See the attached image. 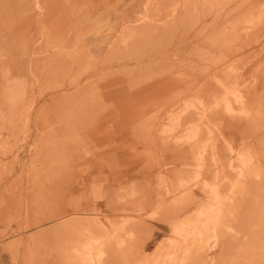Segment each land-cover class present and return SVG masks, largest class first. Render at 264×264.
Returning a JSON list of instances; mask_svg holds the SVG:
<instances>
[{
	"label": "rangeland",
	"instance_id": "374dc122",
	"mask_svg": "<svg viewBox=\"0 0 264 264\" xmlns=\"http://www.w3.org/2000/svg\"><path fill=\"white\" fill-rule=\"evenodd\" d=\"M38 1L28 0L26 10L29 9L30 13L37 11ZM242 1L71 0V14L68 16H72L71 20L77 31L68 45L64 44L67 37L57 32L60 30L49 20L33 25L31 31H27L29 27L27 26L25 34L20 33L21 26L16 24L12 40L28 44V47L16 56L17 58L28 53L27 50L30 48H36V51L42 50L37 56L43 58L41 64L44 68L45 62L56 60L60 65L70 60L78 68L77 72L80 70L79 73L74 71L73 76L66 81L64 77L57 80L44 77L45 82H42L38 91L39 93L43 91L42 94L49 93L51 96H46L49 100L47 99L45 105L43 104L45 99L40 101L41 106L37 114L33 113L26 94L36 85L35 82L39 81L38 75L28 80L23 89L21 77H17V73L12 71L15 68L0 72L1 81L4 83L10 80L11 84L7 85L10 93L0 90V93L3 91L1 95L4 98L18 90H24L25 96L24 101L8 104L9 113L17 110L21 114L19 120H16L11 130H0V227L7 222L10 223L12 215L15 216L10 209L16 204L13 209L18 210L21 190L31 171L41 166L45 156L55 152L59 157L63 153H60L61 151L56 153L60 144L67 145V150L70 147H80L85 151L82 156L67 154L68 157H64V160L92 158L95 143L91 140V135L95 133L94 125L100 121L98 119L93 121L90 118V113L92 114L90 111L95 109L93 104L100 102V98L93 90H80L84 83L79 84L77 78L85 68L81 61L89 59L88 51H97L94 39L98 38L103 43L102 51L107 54L103 62L105 64L114 66L121 61L136 60L145 62L149 60L154 64L145 66L138 73H129L119 68V72L114 69L115 71L109 74L113 78L119 76L116 78L122 79V83L124 80L135 79L146 81L150 85L143 92L144 98L142 95L138 100L127 102L126 111L123 106L116 105L112 98L103 97L102 100L105 104V113L110 107L113 108V113H116L110 118L109 123H114L118 129L120 127L128 129L126 139L141 151L139 156L140 169H143L141 176L149 174L150 170L153 174L151 172V176L147 175L149 176L147 180L140 183L127 182L124 175L118 174L124 171L121 169L124 165L119 167L117 157L111 158L109 233L99 239H92V243L81 249L71 242L67 255L70 262L68 264H104L103 257L106 254L103 246L107 244L110 264H264V230L252 231L261 228L260 223L264 222V206H261L264 200L257 197H264V136L261 135V132L264 135V106H261L264 104V55H243L239 58L236 56L221 73L217 62L229 57H216L212 48L214 45L203 49L204 45L201 44L215 41V44L223 45L228 40L227 43H232L235 49L240 46V49L243 48V44H247L246 48L252 46L245 50L246 52H258L264 48L262 34L264 0ZM60 4L58 17L63 21L66 15L64 13L66 0H60ZM18 10L16 3L12 4V11L16 13ZM81 21L86 23L81 24ZM59 26L61 27V24ZM92 27H95L96 32H92ZM221 37L224 40H221ZM141 38L149 39L142 47L145 49L133 50L129 47L131 43L139 42L138 39ZM214 38L220 39V42ZM177 52L178 54L174 55ZM203 52H207V55L210 52L214 56H207L206 53L202 55ZM141 54L157 56L142 58ZM160 54L161 56L164 54L163 58ZM67 58L69 60L66 61ZM182 59L184 60L181 63ZM28 68L30 71L31 67ZM19 69L21 71L26 68ZM213 69L214 71H211ZM149 71H152L151 75ZM50 74L52 73L49 71V76ZM45 75L48 76L47 73ZM63 83L68 85L67 90L62 87ZM123 88L127 90L128 83L111 85L109 91H121ZM66 91L72 94L63 99L56 96ZM182 91L185 95L181 94ZM202 97H205V100ZM67 110H70L68 115ZM259 110L263 112V116H260L262 113L260 114ZM38 113H42L41 117ZM129 113L133 115L130 116ZM131 118L134 119L133 123ZM191 128L189 132L191 135H185ZM176 154L181 155L183 159H180L181 157L177 159ZM175 160L180 162L177 163ZM36 164L38 165L35 166ZM100 199L101 196L95 193L93 201L97 202ZM194 199L197 202L192 203ZM253 199L254 202H251ZM245 208L249 210L246 211ZM93 213L94 220L89 223L87 230L102 228L101 219H97V216L102 214L101 208L95 206ZM4 234H0V239ZM75 261L79 263H72Z\"/></svg>",
	"mask_w": 264,
	"mask_h": 264
},
{
	"label": "crops",
	"instance_id": "0c3cea01",
	"mask_svg": "<svg viewBox=\"0 0 264 264\" xmlns=\"http://www.w3.org/2000/svg\"><path fill=\"white\" fill-rule=\"evenodd\" d=\"M70 2L71 0H66L67 6L64 5V13L66 15L63 21H60L58 17V12L61 9L60 0H39V6L36 4L37 11L31 13L29 9L26 10L28 7L27 4H29L28 0H24L21 4L23 13L20 16H17L19 15V10L16 13L12 11V3L10 0H0V10H4L5 12L6 8L14 14L11 22H9L10 17L7 19L9 27L11 28H15L17 24L25 29L29 26L27 31H31L33 25H38L45 20H49L60 30L57 32L67 37V43L64 44L68 45L70 41L73 40V35L77 31V28L73 25L71 20L72 16H68L71 14ZM3 16L4 14L0 13V17L3 18ZM27 23L29 24L27 25ZM84 23H86V21L81 22V24ZM58 24H61V27ZM14 28L12 31L15 30ZM94 40H96V43L97 41L100 42L98 38ZM96 43L94 45L97 51L92 52V50H90L87 56L90 58L93 54L97 60H102L107 54L102 51L103 44ZM34 50L37 53L33 52V60L40 59V57L37 56L40 51H36V48H34L33 51ZM10 55L11 54H8V56ZM42 67V64L39 63L38 73L44 71V67ZM40 68H42V70ZM117 99L118 98H112L113 101H116L115 104L119 106V100ZM90 112L93 113H90V118L93 121L95 119L100 121L98 125H94L95 133L91 135V140L95 143V148L92 151V158L90 160L77 161L64 160V157H68L67 154L82 156L85 154V151L81 150L80 147H70L69 150H67L66 146L60 145L56 153L60 151V153H63L59 158L55 152L49 154L43 160L41 166L36 167L37 174L35 171H31L27 177L24 188L21 190V202L18 206V210L13 209L16 207V204L10 209L14 212L15 216L13 217L12 215V219L9 221L10 223L7 222L3 227H0V234L5 233L0 239V264H68L70 262L67 260V255L71 242L72 244L75 243V247L81 249L82 247H87V244L92 243V239H99L100 237L106 236L109 233L108 221L110 218L111 158L117 157L116 159L120 164L119 167L124 165L121 168L124 171H121L122 174L119 173V175H124V178L128 180L127 182L138 181L137 183H140L142 180H147V178L151 176L152 170H150L151 172H149V174L147 173L143 177L141 176L143 172V169H140L139 165L141 151L137 150V146L126 139L129 130H119L113 125L114 123H109L110 118L116 115V113H113V108H108L107 113H104L102 118L98 116L95 117L96 115H94V112ZM56 158L59 160H56ZM38 170H40V172ZM51 170L54 177L52 173L48 175ZM39 173H43L41 174V178L39 177ZM35 174L39 175V178ZM48 177L49 179H47ZM42 178L44 179L42 180ZM36 192H38V194ZM95 193L101 196L100 201H93ZM71 203L72 205L70 206ZM95 206L101 208L102 214L98 216L97 219H101L103 225L102 228L97 227L93 230H87L89 223L94 220L93 218L95 215L93 209ZM103 249L106 254L105 257H103V262L108 264L109 245H104ZM72 263L79 262L75 261Z\"/></svg>",
	"mask_w": 264,
	"mask_h": 264
},
{
	"label": "bare ground",
	"instance_id": "6f19581e",
	"mask_svg": "<svg viewBox=\"0 0 264 264\" xmlns=\"http://www.w3.org/2000/svg\"><path fill=\"white\" fill-rule=\"evenodd\" d=\"M11 1V3L12 4H14V3H16V7H18L19 8V15H17V16H20V15H22V13H23V8L21 7V4H22V2H24V0H10ZM242 1V0H241ZM255 1V0H254ZM253 1V2H254ZM14 2V3H13ZM220 2V1H219ZM243 2V1H242ZM257 2H258V0H257ZM256 2V3H257ZM209 3V2H208ZM251 3V2H250ZM216 4V3H215ZM254 4V3H253ZM2 5V4H1ZM251 5V4H250ZM261 5V4H260ZM240 6V5H239ZM253 6V5H252ZM256 6V5H255ZM259 6V5H258ZM248 7V6H247ZM112 8V7H111ZM110 8V9H111ZM217 8V7H216ZM243 8V7H242ZM255 8V7H254ZM198 9V8H197ZM200 9V8H199ZM204 9H206V8H204ZM264 9V8H263ZM113 10V9H112ZM241 10H243V9H241ZM206 11V10H205ZM252 11H254V10H252ZM192 12V11H191ZM218 12V11H217ZM227 12V11H226ZM0 13H3L4 14V16H3V18H1L0 17V72L2 73V72H4V71H10V70H12V68H15L14 70H12V71H15L17 74H16V76L17 77H21V80H20V83L23 85V89H24V84L28 81V80H30V79H33V78H35V76L36 75H38V77H39V81L38 82H35L36 83V85L35 86H32V89H30V90H28L29 92H27V90H26V92H27V99L28 100H30V102H31V105H32V111H33V113H36L37 114V112L39 111V106H41L40 104H41V102L40 101H43L44 99V105H45V103H46V101H47V99L49 100V98H47L46 99V96H48V95H50L49 93H44V94H42L43 93V91H40V93H39V91H38V89L39 88H41V84H42V82L45 80V76L48 78L49 77V80H51V79H53V80H57L59 77H64V80L66 81V80H68L69 78H71L72 76H73V74L72 73H79V70H78V72H77V70L76 69H78V68H76V66H75V64H74V62L73 61H70L68 58L67 59H65L66 61L67 60H69V62H65L64 64H58L57 62H56V60L55 61H53V62H45L44 64H45V68L43 69L44 71L43 72H41L40 71V73H38L37 71L39 70L38 69V65H39V63H42V60H43V58L41 59V57H40V59H37V60H33V57H32V55H34L33 54V52H35V50L33 51V49H31L30 48V50H27V51H29L28 53H26L24 56H22V57H16L17 55H19V54H21L22 52L21 51H23V50H25L27 47H28V44H24L22 41H20V40H18V41H13L12 40V37H13V32L15 31H12V29L14 28V27H9V24H8V18H9V22H11L12 20H13V17H14V14L12 13V12H10V10H7L6 8H5V12H4V10H0ZM186 13V12H185ZM184 13V14H185ZM215 13V12H214ZM224 13V12H223ZM179 14H181V12L179 13ZM187 14H188V12H187ZM211 14V13H210ZM227 14V13H226ZM220 15V14H219ZM2 16V15H1ZM193 16V15H192ZM212 16V15H211ZM210 16V17H211ZM195 17V16H194ZM214 17V16H213ZM222 17V16H221ZM68 19V18H67ZM264 20V19H263ZM219 21V20H218ZM221 21V20H220ZM81 22H84V21H81ZM224 22V21H223ZM226 22V21H225ZM263 22V21H262ZM40 23V22H39ZM220 23V22H219ZM260 23V22H259ZM38 24V23H37ZM59 25V24H58ZM223 25V24H222ZM261 25V24H260ZM9 27V28H8ZM55 27V26H54ZM57 27V26H56ZM219 27V26H218ZM152 28V27H151ZM204 28V27H203ZM215 28V27H214ZM264 28V27H263ZM15 29V28H14ZM257 30L258 29H260V28H256ZM91 30H92V32L93 31H95L96 32V30H95V27H92L91 28ZM256 30V31H257ZM261 30V29H260ZM19 31H20V33L21 34H25V28H21V29H19ZM23 31V32H22ZM216 31V30H215ZM262 31V30H261ZM260 31V32H261ZM259 32V33H260ZM162 34V33H161ZM263 35H264V32L262 33ZM219 35V34H218ZM222 35V34H221ZM209 36V35H208ZM211 36H213V34L211 35ZM252 36V35H251ZM261 36V35H260ZM215 37H217V36H215ZM223 37V36H222ZM222 37H221V40H224V39H222ZM244 37V36H243ZM148 38V37H147ZM218 38V37H217ZM156 39V38H155ZM181 39V38H180ZM226 39H228V38H226ZM241 39H243V38H241ZM245 39V38H244ZM149 39H144V38H141V39H138V41L139 42H133V43H131L130 44V46L129 47H131V49H133V50H136V49H138V50H140V49H145V48H142V47H144L145 45H146V43H147V41H148ZM212 40H213V38H212ZM214 40H217L216 38H214ZM219 40V42H220V39H218ZM217 40V41H218ZM229 40H230V38H229ZM234 40V39H233ZM205 41V40H204ZM207 41V40H206ZM209 41H211L210 39H209ZM238 41V40H237ZM243 41V40H242ZM253 41V40H252ZM95 43H96V41H94ZM152 42V41H151ZM187 42V41H186ZM201 42V41H200ZM226 42V41H225ZM225 42L223 43V45H222V43H221V45H219V44H215L216 42L214 41V43L213 42H202L201 44L202 45H204L202 48L204 49L205 47H208L209 45H214V47H212L213 48V50H215V52H213L214 53V55L217 57V56H224V57H222V58H225V57H229L228 59H221L220 60V62L218 63L217 62V65L219 66V70L221 71V70H223V68L225 69V66H227L229 63H231L232 62V60H235L236 58V56H237V58H239V56H243V55H253V54H255V55H264V48H261V51H260V49L258 50V52H250V51H248V52H246L245 50H247V49H250V48H246L247 46V44L245 45V44H243V48H241L240 49V47H237L236 49L234 48V46H233V44L232 43H227L228 42V40H227V42H226V44H225ZM247 42V41H246ZM67 42H65V44H66ZM97 43H102V41H100V42H98L97 41ZM96 43V44H97ZM263 43H264V40H263ZM262 43V44H263ZM103 44V43H102ZM152 44V43H151ZM154 44V43H153ZM179 44V43H178ZM195 44V43H194ZM260 44V43H259ZM41 45V44H40ZM193 45V44H192ZM216 45V46H215ZM249 45V44H248ZM251 45V44H250ZM149 46V45H148ZM186 46V45H185ZM152 47V46H151ZM187 47V46H186ZM186 47H185V49H186ZM192 47V46H191ZM82 48H83V46H82ZM188 48V47H187ZM197 48H199V47H197ZM196 48V49H197ZM201 48V49H202ZM210 48V47H209ZM239 48V49H238ZM245 48V49H244ZM200 49V50H201ZM256 49V48H255ZM258 49V48H257ZM194 50V49H193ZM254 50V49H253ZM38 51V50H37ZM39 51H42V50H39ZM116 51V50H115ZM144 51V50H143ZM149 51V50H148ZM192 51V50H191ZM188 52H190V50L188 51ZM35 53H37V52H35ZM40 53V52H39ZM86 53V52H85ZM91 53V52H90ZM144 53V52H143ZM164 53V52H163ZM171 53V52H170ZM169 53V54H170ZM206 53V55H207V52H205ZM204 52L203 53H201L202 55L203 54H205ZM8 54H11L10 56H8ZM113 54V53H112ZM114 54H115V52H114ZM123 54H124V52H123ZM127 54V53H126ZM134 54V53H133ZM168 54V53H167ZM178 54V52L175 54L174 53V55H177ZM186 54H188V53H186ZM195 54V53H194ZM197 54H200V52L198 53L197 52ZM83 55V54H82ZM128 55V54H127ZM130 55V54H129ZM139 55V54H138ZM164 55V54H163ZM162 55V56H163ZM172 55V54H171ZM173 55V56H174ZM185 55V54H184ZM189 55V54H188ZM192 55H193V53H192ZM201 55V56H202ZM209 55H213V54H210V52H209V54L207 55V56H209ZM213 55V56H214ZM7 56L9 57V59H7ZM115 56V55H114ZM120 56H122V53H121V55ZM126 56V55H125ZM142 56H157V54H155V55H153V54H141V57ZM160 56H161V54H160ZM161 56V58H163ZM190 56V55H189ZM189 56H188V58H189ZM194 56V55H193ZM197 56H199V55H197ZM200 56V57H201ZM170 57V56H169ZM179 57H180V55H179ZM233 57H234V59H233ZM246 57V56H245ZM17 58V60H15ZM59 58V57H58ZM143 58V57H142ZM161 58H159L160 60H161ZM167 58V57H166ZM255 58V57H254ZM57 59V58H56ZM79 59V58H78ZM105 59V58H104ZM104 59H102V60H97L96 58H95V56H93V54H92V56L87 60V59H85V60H82L81 61V63H83V65L85 66V68H84V70L83 71H81V74L78 76V81H79V84H83L81 87H80V90L82 89L83 91H89V89H90V91L91 90H93V92L96 94V96L98 97V98H100L99 100H100V102H98V103H95V104H93V106H95V109H93V112H94V115H96L95 117H100V116H102V115H104V113H105V104L103 103V97L105 98L106 97V99H109V98H118L117 100H119L118 101V103H119V106H123V104H124V106H123V108L125 109L126 108V105H127V102H129V101H132V100H138V99H140L141 97H142V95H143V92L147 89V88H149V83L148 82H146V81H142V80H138V81H136L135 79H130V80H128V81H125L124 80V83H128V91L127 90H125V88H123V90H121V91H118V90H112V91H109V89H110V86L111 85H115V84H124V83H122V79H118V78H116V77H119V76H116V77H110L109 76V74L111 73V72H114L115 70L114 69H116L118 72H119V68L121 69V70H123V71H127V72H129V73H138V71H140V70H142V69H144V67L145 66H149L150 64H153V62L152 63H150L149 62V60L147 61L146 60V62L145 61H140V60H136V61H131V62H128V61H126V62H124V61H121L120 63H118V64H116V65H112V66H110L109 64H105V63H103L104 62ZM158 59V58H157ZM169 59V58H168ZM173 59V58H172ZM178 59V58H177ZM190 59V58H189ZM207 59V58H206ZM211 59V58H210ZM247 59H248V57H247ZM76 60V59H75ZM153 60H156V59H153ZM179 60H181V59H179ZM183 60L184 59H182V61H181V63L183 62ZM214 60H216V59H214ZM262 60V59H261ZM50 61V60H49ZM60 61V60H59ZM62 61V60H61ZM76 61H79V60H76ZM75 61V62H76ZM152 61V60H151ZM174 61V60H173ZM209 61V60H208ZM56 62V63H55ZM185 62V61H184ZM188 62V61H187ZM202 62V61H201ZM206 62V61H205ZM258 62V61H257ZM103 63V64H102ZM107 63V62H106ZM117 63V62H116ZM204 63V62H203ZM213 63V62H212ZM113 64V63H112ZM164 64V63H163ZM192 64H193V62H192ZM196 64V63H195ZM211 64V63H210ZM214 64V63H213ZM216 64V63H215ZM237 64V63H236ZM238 64H240V63H238ZM154 65V64H153ZM152 65V66H153ZM160 65V64H159ZM188 65V64H187ZM253 65V64H252ZM41 66V65H40ZM39 66V67H40ZM43 66V65H42ZM58 67V70H57V67ZM183 66V65H182ZM19 67H24V68H26V69H23V70H21L20 71V69H19ZM28 67H31L30 68V71H29V68ZM56 67V68H55ZM81 67V66H80ZM156 67V66H155ZM203 67V66H202ZM211 67V66H210ZM213 68L215 67V66H212ZM228 67V66H227ZM237 67V66H236ZM264 67V66H263ZM43 68V67H42ZM42 68H40L41 70H42ZM181 68V67H180ZM200 68V67H199ZM218 68V67H217ZM258 68V67H257ZM146 69V68H145ZM156 69V68H155ZM209 69H211V68H209ZM251 69V68H250ZM260 69V68H259ZM62 70V71H61ZM184 70V69H183ZM206 70H208V69H206ZM205 70V71H206ZM49 71L52 73V74H50V76H49ZM59 71V72H58ZM61 71V72H60ZM75 71V72H74ZM148 71V70H147ZM146 71V72H147ZM175 71V70H174ZM199 71V70H198ZM200 71H202V70H200ZM211 71H214V69L213 70H211ZM143 72V71H142ZM145 72V73H146ZM150 72V75H151V73H152V71H149ZM154 72V71H153ZM192 72V71H191ZM217 72V71H216ZM241 72V71H240ZM20 73H23V74H20ZM30 73H33V75L32 74H30ZM45 73H47L48 74V76L47 75H45ZM154 73H156V72H154ZM204 73V76H205V72H203ZM218 73V72H217ZM221 73H223L222 71H221ZM254 73V72H253ZM148 74V73H147ZM208 74H210V73H208ZM207 74V75H208ZM219 74V73H218ZM246 74V73H245ZM255 74V73H254ZM13 75V74H12ZM32 75V76H31ZM131 75V74H130ZM139 75V74H138ZM140 75H141V73H140ZM146 75V74H145ZM145 75H144V78H145ZM163 75H165V74H163ZM240 75H241V73H240ZM34 76V77H33ZM133 76H135V74L133 75ZM174 76V75H173ZM253 76V75H252ZM14 77V76H13ZM37 77V78H38ZM149 77V76H148ZM151 77V76H150ZM156 77V76H155ZM224 77V76H223ZM36 78V79H37ZM143 78V77H142ZM147 78V77H146ZM201 78V77H200ZM206 78V77H205ZM205 78H204V80H205ZM231 78V77H230ZM240 78V77H239ZM1 75H0V90H3V91H7V92H9L10 93V91H8L9 89L7 88V85L9 86V85H11L9 82H10V80H8L7 82L6 81H4V83H3V81H1ZM76 79V80H77ZM152 79V78H151ZM154 79V78H153ZM197 79V78H196ZM233 79V78H232ZM262 79V78H261ZM48 80V81H49ZM52 80V81H53ZM198 80V79H197ZM239 80V79H238ZM245 80V79H244ZM248 80V79H247ZM33 81H35V80H33ZM75 81V80H74ZM74 81H73V83H74ZM102 81V82H101ZM121 81V82H120ZM152 81V80H151ZM181 81V80H180ZM179 81V82H180ZM185 81V80H184ZM203 81V80H202ZM229 81V80H228ZM260 81V80H259ZM45 82V81H44ZM43 82V83H44ZM50 82V81H49ZM70 83H71V81H69ZM120 82V83H119ZM169 82V81H168ZM200 82V81H199ZM232 82V81H231ZM7 83H9V84H7ZM141 83H143V84H141ZM184 83V82H183ZM236 83V82H235ZM246 83V82H245ZM94 84V87H92V85ZM139 84V85H138ZM197 84V83H196ZM233 84V83H232ZM240 84V83H239ZM242 84V83H241ZM264 84V83H263ZM49 85V84H48ZM56 85V84H55ZM75 85V84H74ZM88 85V86H87ZM138 85V86H137ZM229 85V84H228ZM262 85V84H261ZM15 86H16V84H15ZM51 86V85H50ZM58 86V85H57ZM68 85L66 84V83H63L62 84V87L64 88V89H66L67 90V88H69V87H67ZM77 86H78V84H77ZM191 86V85H190ZM214 86V85H213ZM12 87V86H11ZM70 87H74V86H70ZM197 87V86H196ZM195 87V88H196ZM201 87H202V85H201ZM216 87V86H215ZM21 88V89H22ZM134 88V89H133ZM191 88V87H190ZM189 88V89H190ZM237 88V87H236ZM254 88V87H253ZM8 89V90H7ZM259 89V88H258ZM258 89H255V90H258ZM260 89H262V87L260 88ZM34 90V91H33ZM61 90V89H60ZM63 90V89H62ZM70 90V89H69ZM197 90H198V88H197ZM263 90V89H262ZM3 91L0 93V95L3 93ZM64 91V90H63ZM71 91V90H70ZM184 91V90H183ZM182 91V92H183ZM213 91V90H212ZM215 91V90H214ZM221 92H223L222 90H220ZM12 92V91H11ZM51 92V91H50ZM57 92V91H56ZM58 92H60V91H58ZM199 92V91H198ZM203 92H205V90L203 91ZM209 92V91H208ZM252 92V91H251ZM6 93V92H5ZM55 93V92H54ZM78 94H79V92H77ZM81 93V92H80ZM83 94H84V92H82ZM191 93V92H190ZM194 93V92H193ZM253 93V92H252ZM24 94V90H18V91H14V92H12V95L10 96V95H7L5 98H4V96H0V130H11L12 129V127L15 125V122H16V120L18 119V117H20V115L21 114H19L18 113V111L16 110V112H12V113H9V107H8V104H12L13 102H15V101H24V98H25V96L23 95ZM72 94V92H62V93H59L58 95H56V96H59V98H61V99H63V98H65V97H68V96H70ZM86 94V93H85ZM84 94V95H85ZM181 94H183V95H185L184 94V92L183 93H181ZM206 94V93H205ZM255 94V93H254ZM74 95H76V94H74ZM74 95H72V97L74 96ZM202 95V94H201ZM206 95H208V94H206ZM206 95H204L205 97H206ZM219 95V94H218ZM9 96H10V98H9ZM51 96V95H50ZM49 96V97H50ZM55 96V97H56ZM80 96H81V94H80ZM79 96V97H80ZM188 96V95H187ZM198 96V95H197ZM263 96V95H262ZM76 97H77V95H76ZM75 97V98H76ZM204 97V98H205ZM71 98V97H70ZM142 98H144V95H143V97ZM203 98V97H202ZM203 98V99H204ZM258 98V97H257ZM78 99V98H77ZM82 99V98H81ZM74 100H76V99H74ZM78 100H80V99H78ZM77 100V101H78ZM84 100V99H83ZM176 100V99H175ZM205 100V99H204ZM264 100V99H263ZM67 101H68V99H67ZM81 101V100H80ZM140 101V100H139ZM250 101V100H249ZM256 101V100H255ZM71 102H73V100L71 101ZM79 102V101H78ZM116 102V101H115ZM262 102V101H261ZM80 103V102H79ZM83 103V102H82ZM264 103V102H263ZM23 104V103H22ZM73 104V103H72ZM207 104V103H206ZM256 104H257V102L255 103V107H256ZM260 104V103H259ZM43 105V106H44ZM65 106V105H64ZM110 106V105H109ZM176 106V105H175ZM261 106H264V104L263 105H261ZM261 106H260V108H261ZM66 107V106H65ZM70 107H71V105H70ZM73 107V106H72ZM259 107V106H258ZM14 108V107H13ZM15 108H16V106H15ZM17 108H18V106H17ZM68 108V107H67ZM173 108V107H172ZM264 108V107H263ZM69 109V108H68ZM11 110V109H10ZM72 110H73V108H72ZM83 109H81V111H82ZM176 110V109H175ZM256 110H257V108H256ZM261 110V109H260ZM259 110V111H260ZM68 111H70V110H67V115H68ZM118 111V110H117ZM123 111V110H122ZM126 111V110H125ZM41 112V111H40ZM64 112V113H65ZM65 113V114H66ZM96 113V114H95ZM126 113V112H125ZM136 113V112H135ZM262 113V114H261ZM27 114V113H26ZM39 114V116L41 117V115H42V113H38ZM93 114V113H92ZM127 114V113H126ZM126 114H125V116H126ZM130 114V113H129ZM147 114V113H146ZM161 114V113H160ZM213 114V113H212ZM260 116H263V112H261L260 111ZM33 115V114H32ZM72 115V114H71ZM124 115V114H123ZM131 115H133V114H130V116ZM195 115V114H194ZM23 116V115H22ZM62 116H64V115H62ZM122 116V115H121ZM120 116V117H121ZM254 116H256L255 114H254ZM258 116V115H257ZM210 117V116H209ZM62 118V117H61ZM81 118V117H80ZM88 118V117H87ZM128 118H129V116H128ZM165 118V117H164ZM256 118V117H255ZM120 119V118H119ZM137 119V118H136ZM196 119V118H195ZM194 119V120H195ZM15 120V121H14ZM19 120V119H18ZM17 120V121H18ZM21 120H22V118H21ZM21 120H20V122H21ZM30 120H31V118H30ZM29 120V121H30ZM125 120V119H124ZM131 120H132V123H133V120L134 119H132L131 118ZM251 120V119H250ZM255 120V119H254ZM82 121V120H81ZM120 121V120H119ZM126 121V120H125ZM124 121V122H125ZM210 121V120H209ZM54 122V121H53ZM60 122V121H59ZM76 122V121H75ZM122 122V121H121ZM157 122V121H156ZM163 122V121H162ZM205 122V121H204ZM29 123V122H28ZM98 123V122H97ZM249 123V122H248ZM34 124H35V122H34ZM82 124V123H81ZM142 124V123H141ZM241 124V123H240ZM253 124V123H252ZM77 125V124H76ZM98 125V124H97ZM110 125V124H109ZM119 125V124H118ZM248 125H250V124H248ZM40 126V125H39ZM56 126V125H55ZM59 126V125H58ZM117 126V125H116ZM19 127V126H18ZM30 127V126H29ZM36 127V126H35ZM53 127V126H52ZM64 127V126H63ZM75 127V126H74ZM20 128V127H19ZM32 128V127H31ZM95 128V127H94ZM118 128V127H117ZM121 128V127H120ZM120 128H119V130H120ZM28 129V128H27ZM30 129V128H29ZM37 129V128H36ZM42 129V128H41ZM47 129V128H46ZM61 129V128H60ZM14 130H15V128H14ZM30 130H32V129H30ZM63 130V129H62ZM109 130V129H108ZM116 130V129H115ZM192 130V128L191 129H189V130H187L186 131V133H185V135H191V133H189L190 131ZM263 130H264V128H263ZM39 131V130H38ZM45 131V130H44ZM46 131H48V130H46ZM117 131V130H116ZM63 132V131H62ZM254 132V131H253ZM10 134H11V132H9ZM43 133V132H42ZM72 133H73V131H72ZM25 134V133H24ZM35 134V133H34ZM75 134V133H74ZM73 134V135H74ZM116 134V133H115ZM16 135V134H15ZM41 135V134H40ZM48 135V134H47ZM65 135H66V133H65ZM187 135V136H188ZM261 135L262 136H264L263 134H262V132H261ZM58 136V135H57ZM261 136V137H262ZM25 137V136H24ZM42 137V136H41ZM48 137V136H47ZM50 137V136H49ZM60 138V137H59ZM133 138V137H132ZM23 139V138H22ZM31 139V138H30ZM50 139H51V137H50ZM124 139V138H123ZM163 139V138H162ZM186 138L184 137L183 138V140H185ZM254 139V138H253ZM261 140V139H260ZM6 141V140H5ZM16 141V140H15ZM83 141V140H82ZM85 141V140H84ZM137 141V140H136ZM263 141V140H262ZM31 142V141H30ZM255 142V141H254ZM257 142V141H256ZM38 143V142H37ZM36 143V144H37ZM66 143V142H65ZM68 143V142H67ZM70 143V142H69ZM76 143V142H75ZM136 143V142H135ZM138 143V142H137ZM262 143V142H261ZM2 144V143H1ZM259 144V143H258ZM61 145V144H60ZM70 145V144H69ZM83 145V144H82ZM139 145H141L140 144V142H139ZM154 145V144H153ZM24 146H25V144H24ZM67 146V145H66ZM21 147V146H20ZM4 148V147H3ZM156 148V147H155ZM255 148V147H254ZM7 149V148H6ZM247 149V148H246ZM26 150V149H25ZM32 150V149H31ZM48 150V149H47ZM87 150V149H86ZM166 150V149H165ZM89 151V150H88ZM257 151V150H256ZM255 151V152H256ZM8 152V151H7ZM242 152V151H241ZM51 153H52V151H51ZM224 153V152H223ZM264 153V152H263ZM39 154H40V152H39ZM113 154V153H112ZM180 154H182V153H180ZM187 154V153H186ZM225 154V153H224ZM224 154H221V155H223L224 156ZM41 155V154H40ZM43 155V154H42ZM220 155V156H221ZM183 156V155H182ZM185 156H188V155H185ZM46 157V156H45ZM181 157V155H177L176 154V158L178 159V158H180ZM192 157V156H191ZM41 158V160H42V156L40 157ZM49 158V157H48ZM59 158V157H58ZM58 158H56V159H58ZM176 158H174V159H176ZM186 158V157H185ZM184 158V159H185ZM12 159V158H11ZM152 159H154V158H152ZM180 159H183L182 157L180 158ZM179 159V160H180ZM237 159V158H236ZM13 160V159H12ZM40 160V161H41ZM50 160H51V157H50ZM49 160V161H50ZM171 161V160H170ZM175 161H177V160H175ZM183 161V160H182ZM24 162V161H23ZM46 162V161H45ZM150 162V161H149ZM178 162H180V161H177V163ZM258 162V161H257ZM40 163V162H39ZM47 163V162H46ZM64 163V162H63ZM59 164V163H58ZM32 165L34 166V164L32 163ZM38 164H36L35 166H37ZM110 165V164H109ZM156 165V164H155ZM114 166V165H113ZM39 167V166H38ZM115 167H117V166H115ZM213 167V166H212ZM55 168V167H54ZM262 168V167H261ZM29 169H30V167H29ZM39 169V168H38ZM119 169V168H118ZM263 169V168H262ZM36 170H37V168H36ZM36 170H35V172H36ZM28 171V170H27ZM39 172H40V170H38ZM42 171V170H41ZM57 171V170H56ZM38 172H36V174H37ZM50 173H52V175H53V172H52V170L51 171H49V174L48 175H51ZM55 173V172H54ZM59 173V172H58ZM121 173V172H120ZM8 174V173H7ZM35 174V175H36ZM40 174V173H39ZM41 174H43V173H41ZM41 174H40V176L39 175H36L37 177L39 176L40 178L42 177L41 176ZM119 174V173H118ZM122 174V173H121ZM138 174V173H137ZM212 174V173H211ZM58 175V174H57ZM59 175H60V173H59ZM181 175V174H180ZM227 175H228V173H227ZM230 175V174H229ZM45 176H46V174H45ZM94 176V175H93ZM119 176V175H118ZM221 176V175H220ZM224 176V175H223ZM38 177V178H39ZM44 177V176H43ZM53 177H54V175H53ZM58 177V176H57ZM63 177V176H62ZM34 178V177H33ZM101 178V177H100ZM44 178H42V180H43ZM47 179H49V177L47 178ZM51 179V178H50ZM207 179V178H206ZM35 180V179H34ZM45 180H46V178H45ZM68 180V179H67ZM100 180V179H99ZM102 180H104V179H102ZM106 180V179H105ZM222 180V179H221ZM174 181V180H173ZM35 182V181H34ZM39 182V181H38ZM53 182V181H52ZM63 182V181H62ZM68 182V181H67ZM210 182V181H209ZM41 183V182H40ZM51 184V183H50ZM104 184V183H103ZM110 184V183H109ZM105 185H106V183H105ZM148 185V184H147ZM172 185V184H171ZM108 186H110V185H108ZM259 186V185H258ZM41 187V186H40ZM112 187V186H111ZM226 187V186H225ZM42 188V187H41ZM103 188V187H102ZM227 188V187H226ZM62 189V188H61ZM96 189V188H95ZM171 189V188H170ZM250 189V188H249ZM254 189V188H253ZM263 189V188H262ZM31 191V190H30ZM110 191V190H109ZM150 191V190H149ZM262 191V190H261ZM34 192V191H33ZM102 192V191H101ZM187 192V191H186ZM37 194H38V192H36ZM103 193V192H102ZM109 193V192H108ZM250 193V192H249ZM261 193V192H260ZM8 194V193H7ZM263 194V193H262ZM40 195V194H39ZM38 195V196H39ZM247 195V194H246ZM257 195V194H256ZM31 196H32V194H31ZM37 196V195H36ZM254 196V195H253ZM41 197V196H40ZM258 197V199H262V200H264V197L263 198H259V196H257ZM262 197V196H261ZM108 198V197H107ZM255 198V197H254ZM41 199V198H40ZM55 199V198H54ZM241 199H242V197H241ZM25 200V199H24ZM81 200V199H80ZM237 200H239V199H237ZM37 201V200H36ZM107 201V200H106ZM242 201V200H241ZM39 202V201H38ZM195 202H197V200H192V203H195ZM251 202H254V199H253V201H251ZM57 203V202H56ZM107 203V202H106ZM238 203V202H237ZM259 203V202H258ZM38 204V203H37ZM255 204H257V203H255ZM60 205V204H59ZM72 205V203L70 204V206ZM253 205V204H252ZM74 206V205H73ZM192 206V205H191ZM251 206V205H250ZM261 206H264V204L263 205H261ZM189 207H190V205H189ZM188 207V208H189ZM253 207V206H252ZM256 207V206H255ZM259 207V206H258ZM257 208V207H256ZM260 208V207H259ZM186 209V208H185ZM185 209H183V210H185ZM246 209V211H248L249 209H247V208H245ZM261 209V208H260ZM23 210V209H22ZM34 210V209H33ZM54 210V209H53ZM252 210H253V208H252ZM251 210V211H252ZM264 210V209H263ZM262 210V211H263ZM258 211V210H257ZM40 212V211H39ZM254 212V211H253ZM259 212V211H258ZM54 213V212H53ZM163 214V213H162ZM174 214V213H173ZM262 214V213H261ZM264 214V213H263ZM98 215V214H97ZM252 215V214H251ZM253 215H254V213H253ZM27 216V215H26ZM258 216V215H257ZM256 216V217H257ZM263 216V215H262ZM98 217V216H97ZM236 218V217H235ZM261 219H262V217H260ZM164 219V218H163ZM233 219V218H232ZM239 219V218H238ZM255 220V219H254ZM256 220H257V218H256ZM222 221V220H221ZM229 221V220H228ZM57 222H59V221H57ZM56 222V223H57ZM223 222V221H222ZM234 222V221H233ZM240 222V221H239ZM226 223H227V220H226ZM236 223H238V221H236ZM233 224V223H232ZM260 224H262V227L261 228H258V229H253L252 231L254 232V231H259V232H262L264 229H263V227H264V222H262V223H260ZM255 225V224H254ZM234 227L236 226V225H233ZM54 227V226H53ZM243 227H244V225H243ZM249 227V226H248ZM251 227V226H250ZM25 228V227H24ZM252 228V227H251ZM250 228V229H251ZM62 229V228H61ZM12 230V229H11ZM144 230V229H143ZM142 230V231H143ZM237 230V229H236ZM249 230V229H248ZM6 231V230H5ZM141 231V230H140ZM248 232H250V230L248 231ZM1 233V232H0ZM144 234H146V233H144ZM143 234V235H144ZM240 234V233H239ZM40 235V234H39ZM141 235V234H140ZM3 236V235H2ZM142 236V235H141ZM245 238V237H244ZM10 244V243H9ZM8 245V244H7ZM21 245V244H20ZM14 246V245H13ZM5 247V246H4ZM196 247H198V246H196ZM9 248V247H8ZM8 248H7V250H8ZM13 249V248H12ZM47 250V249H46ZM198 250V249H197ZM192 252V251H191ZM196 252V251H195ZM198 252V251H197ZM110 258V257H109ZM239 259V258H238ZM18 261V260H17ZM109 262H108V264H110V259L108 260ZM217 261V260H216ZM177 263V262H176ZM238 263V262H237ZM29 264V263H28ZM105 264V263H104Z\"/></svg>",
	"mask_w": 264,
	"mask_h": 264
}]
</instances>
